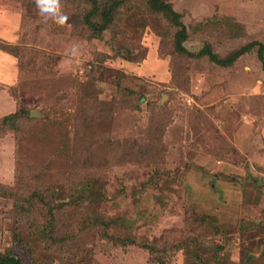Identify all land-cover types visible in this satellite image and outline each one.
Masks as SVG:
<instances>
[{"label": "rangeland", "instance_id": "1", "mask_svg": "<svg viewBox=\"0 0 264 264\" xmlns=\"http://www.w3.org/2000/svg\"><path fill=\"white\" fill-rule=\"evenodd\" d=\"M138 1L141 9L123 8L98 36L76 22L88 9L81 0H61L63 26L45 22L34 0H0V118L30 113L18 131L0 134V251L14 249L26 264H190L195 251L208 264H264L259 46L229 65L198 56L207 43L225 59L264 42V0H173L191 57L175 51V29ZM223 17L244 32L208 29L206 20ZM79 181L93 200L76 207ZM35 188L62 203L53 221L63 237L53 248L28 222L49 216L23 213ZM83 209L124 215L127 229L119 241L80 231Z\"/></svg>", "mask_w": 264, "mask_h": 264}, {"label": "trees", "instance_id": "2", "mask_svg": "<svg viewBox=\"0 0 264 264\" xmlns=\"http://www.w3.org/2000/svg\"><path fill=\"white\" fill-rule=\"evenodd\" d=\"M82 3H85L88 5V9L85 10V12L80 16L78 24H80L79 27L85 26L87 28V32L90 31L91 34L95 33L96 35L100 36L102 33L109 29H113L116 27L118 17H121V10L123 8H129V7H140V3H138V0H81ZM144 2V8L145 10L155 16H161L165 19V21L168 23L170 27H173L175 29L174 32V39H173V46L175 48V51L177 53H180L181 55L186 56H194L195 54L190 51L185 43L189 37V28L187 24L183 20V12L179 11V9H176L173 5V0H143ZM208 22V26L211 30L214 29H227L228 31H231L232 33L236 34L239 32H244L243 25L240 24L237 20H235L232 17H223V18H217L206 20ZM77 24V25H78ZM207 29V25H206ZM89 33V34H90ZM259 46V56L261 60L264 62V42L260 41H251L247 44H245L243 47L240 48L239 51H237L234 55H232L229 58L222 59L218 55H216L214 52L210 50L209 43H207L206 47L202 49L198 56H208L211 60H213L216 63L222 64V65H229L232 64L236 59L243 54L244 52ZM2 49L10 51V46H3ZM196 56V55H195ZM125 95V97L121 96V94L116 98V103L122 102L123 104L127 102V99L131 97L132 95L136 94L134 91H128ZM142 100H144L143 97H140ZM29 112L24 109H18L16 112L4 115L0 118V134L7 126L8 130H14L18 131L19 128L23 125L21 122L22 118L27 116L29 119ZM32 120V119H31ZM65 152L69 151L67 149H64ZM44 182H42L43 184ZM79 186V193L77 196L78 200L74 202L73 205L76 207L81 206L83 204H86L87 201H92V191L93 188H89L86 185H82V182L79 181L76 184ZM89 191V192H88ZM38 193V195H37ZM27 196L28 198L23 200V213L27 212L29 209L36 210V211H44L49 218L48 221L42 223L35 219H30L28 222L30 224L36 223V227L38 228L37 231L34 234V237L43 240L47 244L49 248H52L58 245V240H55L56 236H62L59 234V227L57 225V222L59 221H53L54 215L58 212V209L60 208V201L54 196H44L40 195L39 190L36 188L33 189ZM49 197V198H48ZM72 205L70 199L67 198V202L64 203V207L67 209ZM82 223L80 224V231L93 228L96 230V232H100V234L109 235V239L119 241L121 238L120 235H122L126 229H127V220H125L124 215H105L101 212H94L90 211V209H83L82 210ZM22 213V214H23ZM199 219V218H198ZM200 221L202 222H209L208 215H203L200 217ZM212 221V220H210ZM33 224V225H34ZM209 228V227H208ZM70 239L77 237L76 234H69ZM63 237V236H62ZM15 240L17 243L21 244L23 247H26V249L30 248L28 243L25 240H22L20 235L16 233ZM187 242L190 240H193L197 244V240L194 237H190V239H186ZM67 240H63L62 242H65ZM144 247H148V245H144ZM192 260L190 264H208V262L204 259V257H200L198 251H195L192 254ZM154 259V261L163 262L162 258H159L158 256H151V260ZM0 264H26L24 259L20 257L14 249H8L5 251H0ZM217 264H222L221 262H217Z\"/></svg>", "mask_w": 264, "mask_h": 264}, {"label": "clouds", "instance_id": "3", "mask_svg": "<svg viewBox=\"0 0 264 264\" xmlns=\"http://www.w3.org/2000/svg\"><path fill=\"white\" fill-rule=\"evenodd\" d=\"M34 3L38 10V15L45 22L51 20L59 26H63L68 22V17L62 11L61 0H34ZM77 53L78 46L73 45L71 55L75 56Z\"/></svg>", "mask_w": 264, "mask_h": 264}, {"label": "crops", "instance_id": "4", "mask_svg": "<svg viewBox=\"0 0 264 264\" xmlns=\"http://www.w3.org/2000/svg\"><path fill=\"white\" fill-rule=\"evenodd\" d=\"M2 75H4V74H2ZM1 80V79H0ZM1 81H3V80H1Z\"/></svg>", "mask_w": 264, "mask_h": 264}]
</instances>
